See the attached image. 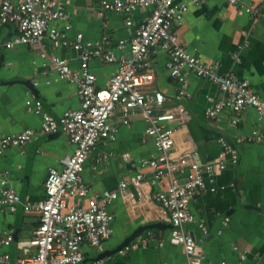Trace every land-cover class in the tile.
<instances>
[{
  "label": "crops",
  "instance_id": "0c3cea01",
  "mask_svg": "<svg viewBox=\"0 0 264 264\" xmlns=\"http://www.w3.org/2000/svg\"><path fill=\"white\" fill-rule=\"evenodd\" d=\"M178 1L189 5L179 31L180 40L204 61H218L221 73L249 80L251 89L264 98V20L252 16L246 9L240 12L238 7L224 0H209L201 5L192 0ZM245 2L254 3L264 11V0ZM65 11L73 24L70 38L82 32L86 40L95 41L109 32L115 40H120L131 37L136 30L135 25H126L125 13L102 10L100 0H70ZM150 11L139 9L132 18L139 23ZM15 33L14 25H5L0 20V40L11 38ZM44 49L67 59L74 69L79 68L75 49L63 46L54 49L49 38L44 41ZM116 51L124 54L128 47ZM2 56L0 139L4 134L18 133L29 127L34 128L36 134L24 147H11L1 154L0 170L8 171V185L16 188L22 197L40 200L46 197L45 181L50 167H60L62 159L71 154L74 147L62 131L41 133L42 116L34 107L30 108L34 103L28 102L34 98L41 100L44 109L59 118L67 110L80 106L78 85L60 77L51 65L45 64L47 61L39 48L21 44L4 49ZM153 58L154 88L165 95L163 108L183 104L190 115L187 125L178 134L180 145L192 143L200 161L211 162L219 158L222 147L218 139L224 136L239 154L237 164L228 163L226 169L215 175L216 190L199 195L191 202L197 221L187 223L186 228L195 233L211 264H237L244 252L247 253L246 264H264V141H238L254 128L264 130V120L261 121L253 109L247 110L237 124L232 123L234 115L228 110L216 119H208L206 109L214 99L223 97L218 85L190 75L191 97L186 99L179 94V82L168 71L169 54L158 47ZM91 68L97 75V86L104 88L117 70V64H106L94 57ZM26 81H32L37 92ZM120 114L117 107L113 115V123L118 127L116 139L101 142L91 152L82 174L97 192L117 190L123 180L129 185L125 194L110 205L115 214L114 235L102 248L84 246L85 259L81 264L97 260L102 264H184V248L169 242L171 229L146 231L132 243H137L136 247L99 258L116 249L138 227L162 221L160 205L155 199L159 186L144 183L138 187L132 183L136 171L148 173V169L140 168V161L157 155L158 150L152 139H145L147 122L141 114L128 124L121 123ZM103 154H108V159L97 161ZM131 162L138 165L136 171ZM38 224L39 215L26 212L22 205L16 212L0 208V230L27 227L21 230L19 241L0 249V252L10 253V264H17L18 259L34 251L29 240ZM161 241H164L163 246L159 245Z\"/></svg>",
  "mask_w": 264,
  "mask_h": 264
},
{
  "label": "built area",
  "instance_id": "2783aa9c",
  "mask_svg": "<svg viewBox=\"0 0 264 264\" xmlns=\"http://www.w3.org/2000/svg\"><path fill=\"white\" fill-rule=\"evenodd\" d=\"M0 20L12 24L16 33L11 38L0 40V57L3 49L27 45L41 49L43 59L68 81L75 82L79 89L80 106L67 110L57 118L45 110L41 100L34 98L35 111L42 116L40 132L43 134L62 131L73 145V152L66 155L60 167H50L45 181L46 197L40 200H23L20 192L7 183L8 171L0 170V208L16 212L20 204L28 213L39 215L29 244L34 251L18 259L17 264H81L85 259L84 246L102 248L103 243L114 235L115 214L111 203L124 195L129 185L121 181L119 189L97 192L85 180L82 172L91 152L103 141L113 142L117 136V125L113 115L120 107V120L130 123L137 114L147 122L145 139H152L157 155L142 159L140 168L130 163L136 175L132 183L138 187L147 183L159 186L155 199L160 205L161 220L172 224L169 242L181 245L186 254L184 264H211L205 248L186 228L187 223L197 221L191 202L199 195L216 190L215 175L226 169L228 163L236 164L239 154L229 140L221 136L218 140L222 150L219 158L203 163L192 143L181 146L178 134L190 119L183 104L163 108L165 95L154 88L156 72L154 58L160 47L169 54L168 71L180 84L179 94L189 99L190 75L207 79L218 85L223 97L213 100L206 109L208 119H216L223 111H231L237 124L242 115L253 109L258 118L264 120V98L250 87L247 79H239L232 73H221L218 61L207 62L194 54L180 40L179 31L184 24L188 3L178 0H100L102 10L120 11L126 14V25H135V33L127 38L115 40L109 32L90 41L82 32L70 38L73 28L65 7L70 0H0ZM201 5L209 0H192ZM242 12L246 9L252 16L264 20V11L245 0H224ZM139 9H150L149 15L139 23L132 18ZM103 13V12H101ZM49 38L53 48H73L79 58V68L74 69L69 61L44 49ZM128 47V52L118 54L117 48ZM97 57L103 63L117 64L107 87L97 86V75L91 68V60ZM234 57L240 61L237 53ZM36 134L34 128L18 133L4 134L0 139V155L11 147L22 148ZM241 142L264 141V130L254 128ZM100 155L97 161L108 159ZM128 160V156L125 155ZM204 228V225L201 223ZM13 230H0V249L11 245ZM138 244H131L136 247ZM164 245V241L159 243ZM124 249V250H125ZM122 250V251H124ZM247 253L240 256L237 264H246ZM9 252H0V264H10ZM92 264H102L97 260ZM222 264H227L223 262Z\"/></svg>",
  "mask_w": 264,
  "mask_h": 264
},
{
  "label": "water",
  "instance_id": "95a60500",
  "mask_svg": "<svg viewBox=\"0 0 264 264\" xmlns=\"http://www.w3.org/2000/svg\"><path fill=\"white\" fill-rule=\"evenodd\" d=\"M5 25H8V24H5ZM3 51H4V49L2 50V53H1V57H0L1 61L3 60V56H2ZM1 66H2V64L0 63V67ZM26 83L33 91L37 92V89L34 86V83L32 81H26ZM238 161H239V158H238ZM238 161H237V163H238ZM22 198H23V200H25V197H22ZM21 205L22 204H20L19 206H21ZM171 228H172V224L165 222V221H159L156 223H150L147 225L140 226L135 231H133L120 245H118V247L116 249H114L111 252L103 253L99 258L101 259V258H104L106 256H110L112 254H115V253H118V252L124 250L127 246L131 245L135 240H137L146 231L153 230V229H171ZM26 229H27L26 225H24L22 228H17L14 231L13 242L19 241V239H20L19 235H20L21 230H26ZM192 234L196 238L195 233H192Z\"/></svg>",
  "mask_w": 264,
  "mask_h": 264
}]
</instances>
